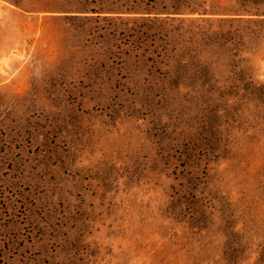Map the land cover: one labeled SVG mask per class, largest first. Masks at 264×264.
Wrapping results in <instances>:
<instances>
[{
	"label": "rangeland",
	"instance_id": "rangeland-1",
	"mask_svg": "<svg viewBox=\"0 0 264 264\" xmlns=\"http://www.w3.org/2000/svg\"><path fill=\"white\" fill-rule=\"evenodd\" d=\"M244 11L264 0H0V264H264Z\"/></svg>",
	"mask_w": 264,
	"mask_h": 264
},
{
	"label": "trees",
	"instance_id": "trees-1",
	"mask_svg": "<svg viewBox=\"0 0 264 264\" xmlns=\"http://www.w3.org/2000/svg\"><path fill=\"white\" fill-rule=\"evenodd\" d=\"M253 4V2H251ZM242 17L239 19L243 23V31L239 34V39L244 38L247 33L253 34L258 39H264V13H251V11H244L240 14ZM228 36V33H226Z\"/></svg>",
	"mask_w": 264,
	"mask_h": 264
}]
</instances>
